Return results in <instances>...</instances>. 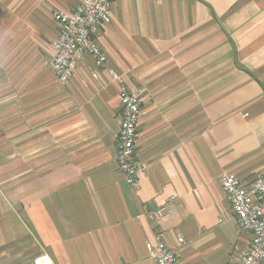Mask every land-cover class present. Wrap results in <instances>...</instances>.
<instances>
[{"label":"crops","instance_id":"crops-1","mask_svg":"<svg viewBox=\"0 0 264 264\" xmlns=\"http://www.w3.org/2000/svg\"><path fill=\"white\" fill-rule=\"evenodd\" d=\"M79 1L0 0V264H156L155 232L181 264H235L252 234L220 177L264 176V0H111L106 64L85 54L62 84L54 12ZM121 84L145 88L136 189L116 162Z\"/></svg>","mask_w":264,"mask_h":264},{"label":"built area","instance_id":"built-area-1","mask_svg":"<svg viewBox=\"0 0 264 264\" xmlns=\"http://www.w3.org/2000/svg\"><path fill=\"white\" fill-rule=\"evenodd\" d=\"M54 19L59 33L54 41V51L49 66L57 80L65 84L73 76L79 61L85 54H91L99 66L107 62L106 53L99 47L95 36L103 25L112 20L111 0H80L72 10H56ZM117 78L118 75L112 71ZM145 88L129 89L121 84L120 96L123 106L121 127L117 138L116 162L126 183L133 188L141 184V176L148 164L135 158L137 130L141 115V101ZM220 182L231 203L240 226L252 234L248 250L235 264L264 263V176L245 185L231 172H223ZM169 214V202L152 215L163 219ZM183 241V238H180ZM147 248L156 264H181L177 255L166 245L162 234L155 232L147 242ZM34 264H57L53 257L43 252Z\"/></svg>","mask_w":264,"mask_h":264},{"label":"water","instance_id":"water-1","mask_svg":"<svg viewBox=\"0 0 264 264\" xmlns=\"http://www.w3.org/2000/svg\"><path fill=\"white\" fill-rule=\"evenodd\" d=\"M27 264H34V262L32 261V262H29V263H27Z\"/></svg>","mask_w":264,"mask_h":264}]
</instances>
